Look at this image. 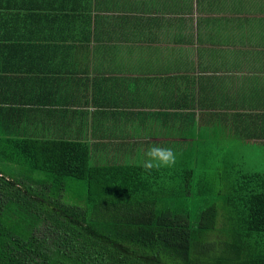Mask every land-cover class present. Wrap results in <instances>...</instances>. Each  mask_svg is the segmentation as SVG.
I'll use <instances>...</instances> for the list:
<instances>
[{"label":"crops","instance_id":"0c3cea01","mask_svg":"<svg viewBox=\"0 0 264 264\" xmlns=\"http://www.w3.org/2000/svg\"><path fill=\"white\" fill-rule=\"evenodd\" d=\"M1 135L264 150V0H0Z\"/></svg>","mask_w":264,"mask_h":264},{"label":"trees","instance_id":"16d2710c","mask_svg":"<svg viewBox=\"0 0 264 264\" xmlns=\"http://www.w3.org/2000/svg\"><path fill=\"white\" fill-rule=\"evenodd\" d=\"M2 136L0 264H264L263 173L190 152L149 174L80 142Z\"/></svg>","mask_w":264,"mask_h":264},{"label":"rangeland","instance_id":"374dc122","mask_svg":"<svg viewBox=\"0 0 264 264\" xmlns=\"http://www.w3.org/2000/svg\"><path fill=\"white\" fill-rule=\"evenodd\" d=\"M151 142V141H150ZM185 142V141H184ZM196 143V140H193L192 143ZM191 142L189 145L192 144ZM188 144V143H186ZM213 148V147H212ZM212 148H207L208 151ZM231 152V153H229ZM216 153V151H215ZM177 158H181L180 154H177ZM205 161L206 165H212L215 168L222 170L228 161L237 162L235 165L238 168L240 173H253L260 172L264 174V150H261L257 147H246V146H237L233 144L231 147L220 148L219 155H215L213 152H205ZM205 165V162H204ZM215 169L208 171L207 173H214Z\"/></svg>","mask_w":264,"mask_h":264},{"label":"clouds","instance_id":"9594fccd","mask_svg":"<svg viewBox=\"0 0 264 264\" xmlns=\"http://www.w3.org/2000/svg\"><path fill=\"white\" fill-rule=\"evenodd\" d=\"M142 167L146 173L168 169L175 165L177 153L171 147L149 146L142 154Z\"/></svg>","mask_w":264,"mask_h":264}]
</instances>
